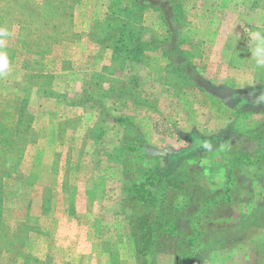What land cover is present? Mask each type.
<instances>
[{
	"label": "rangeland",
	"instance_id": "374dc122",
	"mask_svg": "<svg viewBox=\"0 0 264 264\" xmlns=\"http://www.w3.org/2000/svg\"><path fill=\"white\" fill-rule=\"evenodd\" d=\"M0 26L11 33L0 49L10 62L0 76V264H136L123 168L139 177L190 134L223 128L209 153L187 160L193 175L216 191L221 156L248 159L233 167L228 200L201 208L207 190L187 196L183 212L200 218L210 249L199 245L190 264H264V68L248 41L264 28V0H0ZM120 119L143 136L127 161ZM170 251L157 264L181 260Z\"/></svg>",
	"mask_w": 264,
	"mask_h": 264
},
{
	"label": "trees",
	"instance_id": "16d2710c",
	"mask_svg": "<svg viewBox=\"0 0 264 264\" xmlns=\"http://www.w3.org/2000/svg\"><path fill=\"white\" fill-rule=\"evenodd\" d=\"M253 94L255 98L258 95L263 97V93L258 91ZM23 108L22 106L21 111ZM118 121L124 123L123 125L126 128L127 135H125L122 142L121 153L127 161L128 157L133 155V152H139L138 140L143 136L141 133L135 132L136 128L130 119H120ZM260 129H263V124ZM226 130V128L221 129L217 136L197 137L190 134L189 146L167 152L163 156L166 159L164 167H148L139 177L133 175L134 170H136L134 167H130L129 164L125 165L122 170V175L126 181V184L124 182L123 185L126 192L124 201L132 210L125 215L136 264H157V255L169 250L176 255H180L181 260L177 261L176 264H190L193 255L199 252V245H205L206 241H203V233L197 227L200 218L183 212L182 208L190 201L187 196H193L194 192L199 189L201 191L207 190L201 208H209L217 205L222 200H228L233 182V167L236 163L247 162L248 156H237L233 164L231 162L227 163L223 157L224 155L221 156V161L217 163V170L219 167H225L224 175H222L225 178L226 186L216 191L207 184L203 186L202 180L204 178L202 174L194 176V169L186 163L189 159H195V161L198 158L200 159L201 156L198 157L200 153L194 155L197 151L207 149L206 152L209 153L208 147H214V143L226 135L224 134ZM8 133H11V131L8 130ZM254 137L258 138L259 141L263 138L261 134ZM0 139H4L1 126ZM7 140H10V138L8 137ZM261 151L260 154L258 153L257 160L264 158V148ZM214 154L215 152H213ZM180 163H182L181 166H179ZM123 164H125V161H123ZM211 192H215L213 193L214 197L208 196ZM136 207H140L142 210L133 212ZM198 213L200 212L198 211ZM179 219L192 222L188 233L182 234L177 231L178 228L174 222ZM196 221L198 222L196 223ZM177 237L179 238L178 241ZM214 240L213 237L208 244L215 246ZM208 248L209 246L205 247V249Z\"/></svg>",
	"mask_w": 264,
	"mask_h": 264
},
{
	"label": "clouds",
	"instance_id": "9594fccd",
	"mask_svg": "<svg viewBox=\"0 0 264 264\" xmlns=\"http://www.w3.org/2000/svg\"><path fill=\"white\" fill-rule=\"evenodd\" d=\"M11 35L8 28L0 26V49H3ZM250 59L256 68H264V28L248 33ZM10 62L6 52L0 50V76L7 75Z\"/></svg>",
	"mask_w": 264,
	"mask_h": 264
},
{
	"label": "crops",
	"instance_id": "0c3cea01",
	"mask_svg": "<svg viewBox=\"0 0 264 264\" xmlns=\"http://www.w3.org/2000/svg\"><path fill=\"white\" fill-rule=\"evenodd\" d=\"M255 92H257V91H255ZM258 92H260V91H258Z\"/></svg>",
	"mask_w": 264,
	"mask_h": 264
}]
</instances>
